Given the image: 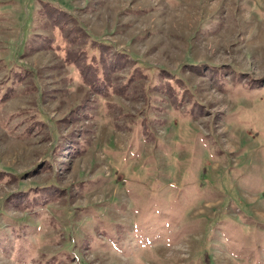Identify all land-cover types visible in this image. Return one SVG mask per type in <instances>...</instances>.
<instances>
[{
    "label": "rangeland",
    "instance_id": "1",
    "mask_svg": "<svg viewBox=\"0 0 264 264\" xmlns=\"http://www.w3.org/2000/svg\"><path fill=\"white\" fill-rule=\"evenodd\" d=\"M0 264H264V0H0Z\"/></svg>",
    "mask_w": 264,
    "mask_h": 264
}]
</instances>
